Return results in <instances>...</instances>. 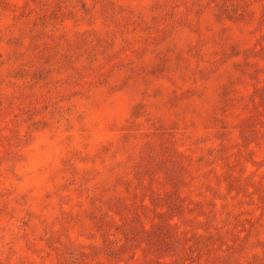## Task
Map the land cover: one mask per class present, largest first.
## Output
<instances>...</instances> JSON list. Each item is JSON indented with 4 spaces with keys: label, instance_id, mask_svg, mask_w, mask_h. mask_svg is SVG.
<instances>
[{
    "label": "rangeland",
    "instance_id": "1",
    "mask_svg": "<svg viewBox=\"0 0 264 264\" xmlns=\"http://www.w3.org/2000/svg\"><path fill=\"white\" fill-rule=\"evenodd\" d=\"M0 264H264V0H0Z\"/></svg>",
    "mask_w": 264,
    "mask_h": 264
}]
</instances>
